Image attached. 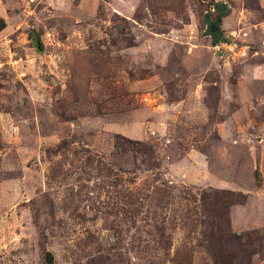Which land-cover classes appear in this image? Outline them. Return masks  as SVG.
I'll use <instances>...</instances> for the list:
<instances>
[{
    "label": "rangeland",
    "instance_id": "obj_1",
    "mask_svg": "<svg viewBox=\"0 0 264 264\" xmlns=\"http://www.w3.org/2000/svg\"><path fill=\"white\" fill-rule=\"evenodd\" d=\"M0 264H264V0H0Z\"/></svg>",
    "mask_w": 264,
    "mask_h": 264
},
{
    "label": "water",
    "instance_id": "obj_2",
    "mask_svg": "<svg viewBox=\"0 0 264 264\" xmlns=\"http://www.w3.org/2000/svg\"><path fill=\"white\" fill-rule=\"evenodd\" d=\"M220 20L221 17L218 16L216 18L215 22L210 23L209 25V30L211 32V35L213 37V40L217 43L220 38L222 37V33H221V27H220Z\"/></svg>",
    "mask_w": 264,
    "mask_h": 264
},
{
    "label": "trees",
    "instance_id": "obj_3",
    "mask_svg": "<svg viewBox=\"0 0 264 264\" xmlns=\"http://www.w3.org/2000/svg\"><path fill=\"white\" fill-rule=\"evenodd\" d=\"M213 8H214V10L217 11V17L218 16H220V17L225 16L228 12V7H227L226 3L223 1L216 2L213 5Z\"/></svg>",
    "mask_w": 264,
    "mask_h": 264
}]
</instances>
